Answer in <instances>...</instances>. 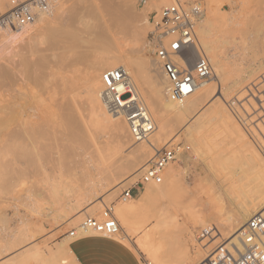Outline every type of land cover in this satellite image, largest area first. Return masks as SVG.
Listing matches in <instances>:
<instances>
[{"label":"rangeland","instance_id":"obj_1","mask_svg":"<svg viewBox=\"0 0 264 264\" xmlns=\"http://www.w3.org/2000/svg\"><path fill=\"white\" fill-rule=\"evenodd\" d=\"M151 2L152 0H61L59 6L54 8L49 16L47 26L40 32H36L35 28L38 29L36 26L34 27L35 33L31 37L8 41L1 45L0 155H3L0 156V159L3 162H10L5 178L13 176L14 174L12 175L11 172L15 173L16 171L17 177L13 176V178L17 179L20 174L24 175V178L20 177L18 179L20 182L12 178V182L15 181L14 187L10 179L4 178V184L0 183L1 187L6 185L4 190L2 189L3 191L0 189V264H10L11 261L12 264L15 263V255L17 259V254L27 249H36L43 255L56 254L59 249L52 251L56 242L64 237L68 238L69 232L79 226L87 217L80 218V214L99 205L101 200H105L117 189L115 187L122 186V191L132 187L133 183L123 184L135 175L136 170L142 164L141 162L136 163L133 170L123 171L124 175L119 176L113 188L99 192V195L92 201L85 203L83 196H85L89 184L85 179L86 176L84 177L86 175L84 174L85 166L82 164L84 153L76 151L74 156L70 154L74 151L73 147H68L72 145L69 142L71 138L66 132L68 129L66 123H69L70 119L67 117H76L79 124H85L84 129L77 133L78 135L94 137L97 144L103 145H100L101 149L105 150L106 148L111 153L113 151L117 154L111 158L114 160L116 157L115 168H119V161L124 162L126 151L130 147L126 150L113 130L104 127L95 129L89 125L86 118L88 104L83 84L84 79L91 72L90 70L97 69L101 64L100 62L99 65L95 64L97 67L92 69L95 66L93 65L95 60L104 61L102 58L106 57L105 59H107L108 57V60L111 61L113 56L124 53L125 57L117 62L118 65L125 63L123 62L125 59L129 61V64H138V67L133 65L125 68H128L129 72H133V68L134 71H139L138 73L133 72V75L131 72L132 76H137L142 72L139 74L141 79L136 78L137 84L141 82L140 88L144 92H149L150 63L154 62L152 48L149 46L152 27H147L145 37L143 36L145 41L136 39V34L139 29L141 30V27H144V19L146 18L150 22L149 19L157 12ZM125 3L133 4L130 9L131 18L117 30L111 23V11ZM8 4H10L9 1ZM181 4H199L204 16H207L209 12L210 16L213 14L211 18L213 20L214 17L215 26L220 29L218 31L220 35L217 34V37L221 38L219 39L220 49L223 46L220 51L223 54L221 59L223 62L227 61L226 66L229 64L227 66L229 74L223 84H217V76L212 70L214 76L212 84H215V88L206 95L201 105L184 115L175 126V133L179 132L182 135H180L179 141L172 143L171 147L178 148V153L170 168L177 170L179 177L169 178L165 175L166 171L163 172L161 184L164 183V180L166 181L167 196L164 199L156 200L147 208L140 202L133 204V212L136 217L132 216L130 220L132 223L140 224L138 229L133 232L132 240L128 245L132 247L133 242V251L142 264L153 263L143 254L136 252L135 241L144 233L152 231L153 225L156 223L153 214L165 210L166 222L171 225L167 230H161L156 236L157 239H162L165 232L171 234L175 240L186 239L190 246V253L194 254L197 245L189 238L188 229H192L196 236L195 233L201 228V225L195 224L197 223L196 219L218 225L233 216L239 208L238 206L246 205L248 201L254 200V197L256 199L255 195L258 193L259 196V192H263L264 189L262 187L264 184V0H185ZM163 7L161 5L159 8ZM8 10L4 12L2 10L0 18ZM100 28H102V32L108 31V36L106 34L108 40L104 39V41L96 37ZM51 31H55L54 34H51L53 33ZM71 32H73V37L77 35V39L71 37ZM95 33H97L96 36ZM113 36L114 39H112ZM143 47H145L144 50ZM80 55H83L82 58L80 57L81 59H79ZM126 63L128 62L126 61ZM123 66L125 65L123 64ZM5 90L8 91L5 92ZM9 98L10 100H8ZM144 102L147 109L149 108L148 111H151L150 115L153 120V107L147 101ZM30 107L47 113L52 111L49 114L53 115L52 117L56 115L57 118H52L53 128L50 126L51 130L49 127L48 137L41 139L44 143H41L39 139L34 140L33 143L29 140L25 142L34 144L36 141L35 145L38 142L39 145L41 144L40 146L33 145L37 148V152L34 151L36 155L31 157L33 162H30L31 158L20 159L21 155H16L19 159L17 160L14 154H12L14 160L9 154L10 160L7 153H1L5 141L3 122L14 115L13 112L17 113L20 109L26 110ZM84 108L85 110H83ZM224 111L227 113L225 114ZM172 116L170 114L168 118ZM66 138H69L68 141ZM42 146L43 149L40 148ZM38 148L40 153H38ZM60 150L64 153H60ZM65 153L67 155L64 156ZM82 153L83 156H81ZM181 155H187L189 158L186 166L180 160ZM38 156L41 159L37 158L36 160ZM127 158L132 159L130 155ZM24 166L25 168H23ZM35 175H40V177ZM50 177L55 178L56 182L61 179L58 183L52 179L56 191L59 187L64 189H58L60 198L58 200V197L55 198L50 194L53 190L50 189L51 186L54 187L49 182L51 181ZM257 179L258 181H256ZM63 183H65L63 185L65 187L62 186ZM68 184H70L69 187ZM7 186L12 187L9 189ZM121 190H118V195L116 194L113 201L107 204V208H112L116 203L122 202L119 198ZM151 191V186L148 188L145 186L144 190L137 194V197L140 194L145 196ZM73 197H76V200H73L75 199ZM53 199L55 200L52 201ZM77 200L78 207L76 208ZM122 203L125 204V202ZM73 207L76 209L74 210ZM103 210L104 207L100 208L91 217L100 219ZM21 230L29 235V241L19 248H14L15 245L13 244V246L12 243L16 237L18 238ZM120 236H123L122 229ZM114 238L118 239V237ZM7 248L10 251L4 252ZM201 258L204 257L201 256Z\"/></svg>","mask_w":264,"mask_h":264},{"label":"bare ground","instance_id":"obj_2","mask_svg":"<svg viewBox=\"0 0 264 264\" xmlns=\"http://www.w3.org/2000/svg\"><path fill=\"white\" fill-rule=\"evenodd\" d=\"M8 1L11 2V0H2L0 2V12L2 10H3L2 12H4L5 10L10 8V4H8ZM182 1L185 2V0H152L151 3H152V6L155 7L154 9L157 11V13H159V11H160L159 7H161V5L164 7H167V6L174 4V3H180V2L182 3ZM60 3H61V0H54L53 5L51 6V8L49 10L38 11L35 21L32 24H29L23 28L8 29L7 27H1L0 28V47L3 43L8 42V41H14V40H19V39H22L25 37H31V35L35 33L34 27H36V26L38 27V29L35 28L36 32H40L41 29H43L44 27L47 26L49 16L52 14L53 9L56 8L57 6H59ZM132 5L129 3H125L124 5L117 6L116 9H113L111 11V16H112L111 23L113 26H115V28H117V30H119L120 27L122 28L123 25H125L126 21L131 18L130 17V9H132ZM209 13L207 16L203 15L201 18L202 22L200 20V22L198 23V26H197V42H198L197 49H198V52L202 53L203 55H205L208 58V60L211 64L212 70L215 71V74L217 76L216 78L218 81L217 82L215 80L214 81L217 84H221V83L223 84L225 78L229 74V70H227L229 68V67H227V66H229V64L226 66L227 61H224L225 62L224 63L223 60L221 59L223 54L220 51L223 49V46H222V49H220L219 44H221V43H219V39H221V38L217 37V34L219 33L218 31H220V29L216 28L215 23H214V21H215L214 17H213V20L211 18V16H213V14L210 16ZM126 25L128 27V24H126ZM143 25H144V27H141V30L139 29V31L136 34V39H138V40L139 39L144 40L147 27H149V26L152 27L151 22H148L146 18L144 19ZM124 28H126V26H124ZM105 29H108V28H105ZM105 29H103V30H105ZM105 31L102 32V28H100L97 31L98 34L95 33V36L97 34L96 37L100 38V40L101 39L108 40L109 39L107 37L108 31H106V32ZM51 32H53V31H51ZM54 32L51 34H54ZM71 33H72L71 37L74 39H77L76 38L77 35H74V37H73V32H71ZM56 34H58V33H56ZM64 34H66V32H64ZM106 34H107V36H106ZM58 35H60V34H58ZM66 35H68V33ZM218 35H220V34H218ZM55 36H57V35H55ZM69 36H70V34H69ZM69 36H67V37H69ZM41 39H43V38H41ZM112 39H114V36L112 37ZM76 42H78V40ZM70 43H71V41H70ZM74 47H75V45H74ZM69 49H71V48H69ZM144 49H145V47H143V50ZM123 54L117 55L115 57L113 56L112 59H110L111 61L108 60V57H107V59H105L106 57L102 58V60L104 59V61H101V59L95 60L93 62V65H95V64L99 65L101 63L99 65L100 67L98 66L99 69L96 65L94 67H92V69L96 68V67H97V69L90 70L91 72L89 71L90 73L88 75L86 74L87 76L84 79V84H83V89H84V93H85L86 101H87L86 103L88 104V109H87L88 114H86L87 115L86 118H87L88 122L90 123L89 125L91 127H94L95 129L96 128L98 129L100 127H104L106 129L113 130L115 132V134L117 135V138L122 141V144L125 146L126 150H127V148L130 147V149H128L129 151L128 150L126 151L127 152L126 158L125 159L123 158L124 162L122 163L121 161L118 160L119 163L121 164L120 165L117 163L119 165V168L114 167L115 166L114 161H115L116 157L114 158V160H111V158L114 155L117 156V154H115L113 151L111 153L110 150L108 151V149H106V148H105V150H103L104 148L101 149L102 148L101 146H103V145H101L99 143L97 144L96 138H94V137L88 138L85 135L84 136L78 135L77 133L80 132L81 129H84L85 124L84 123L79 124L76 117H71L70 115H68L70 117H67L70 119L68 121L69 123H66V124H68V126L65 125L66 127H68V129H66V132H68V134L70 136L69 138H71L69 142L71 143L70 145H72V146H68V147H73L72 150L74 151V153L72 152L70 154H73V156H74L76 151L77 152L81 151L84 153V157H83V161H82V164L85 166L84 167V174H86V175H84V177L86 176L85 179H87V182L89 184L88 190L86 191L85 196H83L84 197L83 200L85 201V203H89L90 201H92L95 197H97V195H99L98 194L99 192H103L106 189L113 188L115 185V182L119 179V176L122 177L124 175V173L122 174L123 171L126 172L127 169L129 171H131V170H133V167L135 166L136 163L141 162L142 164L136 170L135 175L133 177L129 178V180L126 181L123 185H128L130 183H135L136 181H138L137 178L141 176L145 167L153 160L154 156L157 154V152L160 149H162L164 147H171L173 142L179 141L178 139H179V137H181L180 135H182V134H180L179 132L175 133L174 128L182 120L183 116L186 115L187 113L192 112L197 106L201 105L204 98L206 97V95H208L215 88V84H212V80H211L210 82L206 83L194 95L189 97L184 102H182V103L172 102L165 95L166 80L161 73V69H160L159 65L157 66V62L155 60H153L154 62L150 63L151 71L149 73H151V74H150V78H149L150 81L148 83V85H150L149 86V92H144L140 88L141 82L139 81L140 84H137L138 80H136V78L137 77L139 78V76H140L139 74L142 72H140L138 75L136 74L137 76H132L133 72L138 73L139 71L136 72V70L134 71V68H133V72L131 71L132 72L131 73V72L127 71L128 68L127 69L125 68V67H131L133 65L138 67V64L134 63L132 65V63H130L131 64L130 65L129 61L127 59H125L128 63H126L125 60L123 61L125 63L121 62L125 66H123V64L118 65L117 62L121 58L125 57L124 56L125 54L124 55ZM220 54H222V55H220ZM82 56L83 55H80L79 59H81ZM93 65L91 64V66H93ZM119 67H122L125 69L128 77H129L130 84L132 85V87H134V89L139 94V96L143 100V102L147 101L149 103V105H151L153 107L152 115H154V117H155V119L153 117L154 131L150 134V136L145 141H142V142H138V143L134 142V140L132 139V136L129 132L128 125L125 122V120L121 116L112 115V114H109L108 112H106V110L104 109V107L101 103V100H100V91L102 88V83H101L102 73L106 70L116 69ZM130 70H131V68H130ZM130 73L132 75H130ZM135 73H134V75H135ZM140 79H141V77L139 78V80ZM149 79H147V80H149ZM10 82H12V81H10ZM13 87H14V85H13ZM6 89H8V88H6ZM8 90H5V92ZM9 92H10V90H9ZM10 98H12V97H10ZM10 98L8 100H10ZM72 105H74V104H72ZM33 107H30L26 110L20 109V111L18 110L17 113L13 112L15 114L11 115L10 117H8L6 119V121L3 122L4 135L3 134L2 135L5 139V141L3 142L4 147H3V149H1V153L2 152L4 154L7 153V155L14 154V156L21 155V156H19L20 159L23 158L24 160H26L27 158H31L32 156L34 157L36 155L34 153V151L36 150V152H37V148H35L33 145H35L37 142L35 141L34 144H32L33 141L39 139L40 142L42 143L43 141H41V139L48 137L49 129L51 128L50 126H52V128H53V125L51 123L52 118L55 117V119H56L57 117H56V115L54 117H52L53 115L49 114L52 111L47 113L46 111H41L40 109L33 108ZM49 110H52V109H49ZM83 110H85V108ZM4 112H3V114H4ZM168 113L172 114L173 116L168 118V115H170ZM224 113L226 114L227 112L224 111ZM8 115H9V113H8ZM66 120H68V119H66ZM50 123H51V125H50ZM52 128H51V130H52ZM64 129H65V127H64ZM59 130H61V129H59ZM65 134H67V133H65ZM68 139H67V141H68ZM27 140L31 141L32 143L31 144L25 143ZM61 144H62V142H61ZM38 145H39V142L35 146H38ZM67 145H69V144H67ZM86 145H88V147L85 148ZM132 145L133 146L135 145V146L133 147ZM50 146H52V145H50ZM131 146H132V148H131ZM40 148L43 149V146ZM38 151H39V148H38ZM40 152L41 151H39L38 153H40ZM66 152H67V150H66ZM60 153H62V151ZM83 153L81 154V156H83ZM2 155H0V156L2 157ZM10 155H9V158L11 157ZM65 155H67V154L65 153L64 156ZM129 155L132 157V159L127 158V156H129ZM17 156L15 157L16 159H17ZM39 156L36 157V160H37V158L39 160V158H40ZM9 158H7V159H9ZM12 158H13V155H12ZM42 159H43V157H42ZM118 159H120V158H118ZM10 160H11V158H10ZM13 160H14V158H13ZM17 160H19V159H17ZM180 160H181V162H183V164L185 166L189 162V158L187 155H181ZM15 162H16V160H15ZM30 162H33L32 158L30 159ZM38 162H40V161H38ZM9 163H7L6 161L3 162L0 159V183L2 185L4 184L5 179L11 180L13 178V176L17 177V174H15L17 171L14 170V171H16L14 173V172H11V170H10L9 173L11 172L12 175L13 174L14 175L10 176L9 178H5L7 176L6 173L8 174L7 170L9 169V166H10ZM42 163H41V165H42ZM117 164H116V166H117ZM172 164H173V162L168 164L167 167L164 169V171H166L165 175L169 178H177V177H179V173L177 170L170 168V165H172ZM28 165H25V166H28ZM25 166L23 168H25ZM28 167H26V169ZM128 170H127V172H128ZM36 172H37V170H36ZM19 176L21 178H24V175L20 174ZM35 176L40 177V175H35ZM16 177H14L13 179L15 180ZM20 177H18L16 179V181L18 179H20ZM50 179H51V181H49V182H51V183L55 181L54 180L55 178L50 177ZM52 179L54 181H52ZM259 179H261V178H259ZM10 180H9V182H10ZM59 180H61V179H59ZM59 180H57V182L55 181V183H58ZM37 181H40V180H37ZM256 181H258V179ZM165 182L166 181L164 180L163 184H161V183L160 184H152V183L147 184V185H152L151 186L152 191L150 193H148V195L145 197V199L142 200L140 203H142L144 205V207L147 208L151 204H153L156 200L164 199L167 196V194L165 192V188H166ZM11 183H13V187H14L15 181L12 182V180H11ZM60 183H62V182H60ZM60 183H59V185L61 186ZM16 184H17V182H16ZM9 185H11V184L9 183ZM59 185H58V187H59ZM63 185H65V183H63L62 186ZM262 185H263L262 187L264 188V184H262ZM5 186L6 185H4V187ZM50 186H51V184H50ZM53 186L54 187L51 186V188H50L51 190L53 189L50 194L55 198L58 197L57 198V200H58L60 198H59L57 191L59 188L62 189V187H59L56 191V187L54 184H53ZM69 186H70V184H68V187ZM4 187L0 186V189L4 190ZM63 187H65V186H63ZM121 187L122 186L115 187V189L116 188L117 189L114 190L111 194H109V196L105 200H101L99 205H96L93 208H89V209L85 210L82 214L79 215V217L81 218L83 216H91L95 213V211L100 210V208H102V207L107 208L106 207L107 204H109L110 202L113 201L117 192H119L121 189H123ZM8 188H7V190H8ZM78 188H80V187H78ZM62 190H64V189H62ZM62 190H61V192H62ZM81 191L83 192V189ZM82 192H81V194H82ZM259 194H260L259 196H258V193L255 195L256 199H255V197L254 198L252 197L254 200H250V202L248 201L246 205L243 204V205L238 206L239 208L236 210V212L234 213L233 216L228 217L226 220H224V222L219 221L220 224H218V225L211 223V222L210 223L209 222L207 223L204 221L202 222L201 220L196 219L195 221L197 223H195V224H198V226L201 225V227H206L208 225L214 224L219 230V233H218L219 237L214 239L213 241H211L209 244L205 245V242H203V243L197 242L196 236L194 235L192 229H188L189 238L193 241V243L195 242L197 245L196 251L194 254L190 253V246H189L188 241L186 239L184 240L181 238L180 240H175L171 234H168V232H165V235H163L162 239L156 238V236L160 233L161 230H167L171 226L170 224H168L166 222V214L164 213L165 210L159 211L158 213L153 214L156 223L153 225L154 227H153L152 231L144 233L141 237H139L135 241L136 252L138 251V253L146 256V258L149 259L151 261V263H153V264H200L204 259V258L202 259L201 256L205 257L221 241L227 240V241H229V245H235L236 247H239V237H240L239 235H240L241 229L243 228V226L246 224V222L248 221V219L252 215H254L256 212H258L264 208V189H263V192H261V193L259 192ZM77 196H79V195H77ZM67 198H69V197H67ZM73 198H75L73 200H76V197H73ZM63 199H65V198L63 197ZM63 199H61V200H63ZM79 199H81V198H79ZM54 200L55 199H53L52 201H54ZM59 202H62V201H59ZM53 203H55V202H53ZM131 203L134 204V203H136V201L129 200V201L125 202V205H129ZM73 205H75V204L73 203ZM77 205H78V200L76 201V206H75L76 208L78 207ZM76 208H74V210ZM112 210H113L114 214L117 213L116 207L113 206ZM134 217H136V216L133 215V218ZM120 227H121V225H120ZM75 229H78V226ZM137 229L133 228V232H135ZM193 229H194V227H193ZM77 233H78L77 235H83V236H86V235L102 236V235L96 234L94 232H87V233H81L80 234L79 231H77ZM18 235H19L18 238L16 237V239L12 243V245L13 244L15 245V246L13 245L14 248H16V247L19 248L23 244H26V242H28L29 238H30L29 235H27L25 233V231H23V230H21V232H19ZM102 237H104V236H102ZM115 237H118V240L122 241L126 245H128L129 242H131L129 235L126 233H123V236H120V234H119L118 236H115ZM109 238H114V237H109ZM69 240H72L71 237L65 238V240L63 242L65 243ZM14 248H12V249H14ZM6 251H10V250L7 248L4 250V252H6ZM61 255L62 254H61L60 250H58V252L56 254L43 255L42 253H40L36 249H27V250L20 251L17 254V259H16V255H15L14 258L16 261L13 264H29L31 262L34 264H65L64 259L62 258ZM200 258L202 259L201 262H200ZM13 262H14V259H13ZM10 264H12V261Z\"/></svg>","mask_w":264,"mask_h":264},{"label":"built area","instance_id":"obj_3","mask_svg":"<svg viewBox=\"0 0 264 264\" xmlns=\"http://www.w3.org/2000/svg\"><path fill=\"white\" fill-rule=\"evenodd\" d=\"M54 0H11L8 12L0 18V28H23L32 24L38 11H47ZM203 16L199 4L174 3L160 9L150 20L152 55L166 80L165 95L175 103H182L213 79L208 58L197 49V26ZM101 103L109 114L121 116L128 125L134 142L145 141L154 131L151 115L130 84L124 68L106 70L101 75ZM176 147H164L145 167L137 182L121 192L120 201L127 202L144 190L147 184H160L163 171L174 162ZM79 233L94 232L104 237H115L121 227L112 208H104L100 219L87 216L69 232L75 238ZM214 225L197 230L196 240L209 244L218 238ZM239 247L229 241L219 242L200 264H264V208L252 215L239 235Z\"/></svg>","mask_w":264,"mask_h":264},{"label":"crops","instance_id":"obj_4","mask_svg":"<svg viewBox=\"0 0 264 264\" xmlns=\"http://www.w3.org/2000/svg\"><path fill=\"white\" fill-rule=\"evenodd\" d=\"M147 188L152 185H145ZM148 195V194H147ZM135 197L132 201L141 202L147 196ZM117 221L121 225L123 233L133 235V228H138L140 223L131 222L130 218L134 215L133 203L125 205L122 202L116 203ZM69 237V236H67ZM66 237L56 242L52 251H61V256L65 264H142L140 259L133 251L132 247L126 245L116 238H106L98 235H77L67 242H63ZM70 238V237H69Z\"/></svg>","mask_w":264,"mask_h":264}]
</instances>
